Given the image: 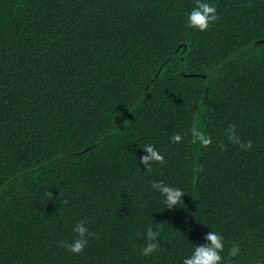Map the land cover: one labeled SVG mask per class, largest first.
Wrapping results in <instances>:
<instances>
[{"label": "trees", "instance_id": "1", "mask_svg": "<svg viewBox=\"0 0 264 264\" xmlns=\"http://www.w3.org/2000/svg\"><path fill=\"white\" fill-rule=\"evenodd\" d=\"M208 2L200 32L196 0H0V264H182L209 231L264 264V0Z\"/></svg>", "mask_w": 264, "mask_h": 264}, {"label": "clouds", "instance_id": "2", "mask_svg": "<svg viewBox=\"0 0 264 264\" xmlns=\"http://www.w3.org/2000/svg\"><path fill=\"white\" fill-rule=\"evenodd\" d=\"M218 19L217 8L208 0H196V5L187 13L186 25L195 30L204 32L209 26ZM181 137L175 135L174 141H179ZM210 139L204 141L210 143ZM243 147V145H241ZM249 147L251 143L249 142ZM145 153L139 161L145 168H151L152 163H161L164 161L163 154L152 143L144 144L142 148ZM152 189L159 193L161 202L166 209H173L183 205L182 197L185 195L184 190L180 187L170 185L164 181H153ZM78 235L71 242H64L66 249L72 253H80L87 245L88 229L83 222H77L74 229ZM158 230L149 227L146 231L147 243L142 249L143 255L151 254L157 244ZM223 249V237L216 231H209L204 237V243L193 244L191 253L183 258L182 264H221Z\"/></svg>", "mask_w": 264, "mask_h": 264}]
</instances>
